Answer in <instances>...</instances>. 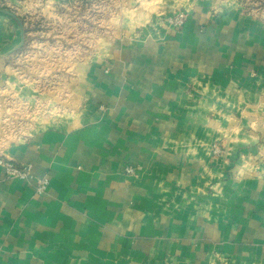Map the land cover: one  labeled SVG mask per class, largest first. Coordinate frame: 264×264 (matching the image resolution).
I'll return each mask as SVG.
<instances>
[{
  "label": "crops",
  "instance_id": "crops-1",
  "mask_svg": "<svg viewBox=\"0 0 264 264\" xmlns=\"http://www.w3.org/2000/svg\"><path fill=\"white\" fill-rule=\"evenodd\" d=\"M239 2H110L64 112L0 137L50 179L39 194L0 164V264H264V27ZM24 38L0 11L1 108L40 97L12 74Z\"/></svg>",
  "mask_w": 264,
  "mask_h": 264
},
{
  "label": "rangeland",
  "instance_id": "rangeland-1",
  "mask_svg": "<svg viewBox=\"0 0 264 264\" xmlns=\"http://www.w3.org/2000/svg\"><path fill=\"white\" fill-rule=\"evenodd\" d=\"M19 1L36 2V4L22 11L18 10L19 5L0 6V11L4 10L19 16L25 31L24 42L18 49L19 53L10 61L12 74L14 78L23 80L28 85V89L33 91L32 93L35 91L40 97L35 101L26 98L22 103L11 99L10 103L4 104L3 108L0 107L1 138L6 133L27 131L33 121L37 122L42 119L41 117L55 115L56 112L58 114L60 110L64 112L61 106L68 100L70 92H73V90H65L66 77L67 79L76 77L73 71H69L67 65L94 60L96 52L95 54L93 52L97 47V35L111 33L107 19L114 9L110 6L112 0ZM239 1L240 13L254 18L256 24L263 28L264 0ZM216 9L210 13L212 19L218 13ZM180 11L186 14V22L189 19V12ZM207 25L206 22L200 23L201 30L208 29ZM15 91H17L15 87L12 89L9 87L8 91L6 89L2 93L0 91V97L2 95L16 97ZM222 153L224 147L216 145L215 154Z\"/></svg>",
  "mask_w": 264,
  "mask_h": 264
},
{
  "label": "built area",
  "instance_id": "built-area-1",
  "mask_svg": "<svg viewBox=\"0 0 264 264\" xmlns=\"http://www.w3.org/2000/svg\"><path fill=\"white\" fill-rule=\"evenodd\" d=\"M186 14L182 11L177 12L169 18V22L176 28H180L185 24ZM103 108V106L101 107ZM0 150V164L5 168V174L8 178L32 180L36 192L43 194L47 191L50 184V179L47 176L39 177L33 172V166L26 163H18L15 160L4 156ZM136 170L133 166H127L128 173H134Z\"/></svg>",
  "mask_w": 264,
  "mask_h": 264
}]
</instances>
